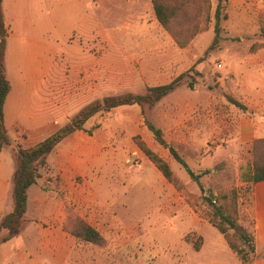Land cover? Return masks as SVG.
Segmentation results:
<instances>
[{
	"label": "rangeland",
	"instance_id": "374dc122",
	"mask_svg": "<svg viewBox=\"0 0 264 264\" xmlns=\"http://www.w3.org/2000/svg\"><path fill=\"white\" fill-rule=\"evenodd\" d=\"M88 1L39 0L32 12L33 19L39 21V29L49 34L47 38L53 42L54 49L70 51L69 63L62 72L64 86H97L94 101L124 93L144 94L147 87L166 84L182 73L185 75L180 86L151 106L118 107L108 113H97L87 123L88 132L99 133L104 142L101 157L108 165L104 168L115 171L117 184L110 198L108 192L100 189V195H95L100 204L96 219H88V213L81 211L71 213L66 219V230H73L82 221L91 224L103 240L100 245H92L76 239L86 247L74 257L86 255L92 264H157L158 260L181 257L184 243L192 249L194 244L200 248L202 240L194 233L179 235L180 212L174 202H163L167 189L158 183L157 176L161 173L138 148L136 140L143 141L151 151L170 161L176 186L165 180L193 212L192 220H203L211 225L208 222L210 206L204 198L235 189L238 191L237 225L249 231L252 221L248 206L252 193L247 179L249 169L245 171L244 165L215 163L213 173L205 169L208 173L200 179L205 190L201 193L167 149L155 142L146 121L161 129L166 143L177 149L191 170L204 171L194 169L204 164L221 134L227 135L229 124L236 116L230 112L233 105L229 99H233L231 89L238 83L229 71L228 56L244 57L246 51L252 52L259 45L253 43V37H264V13L254 19L249 15L234 22L224 19L225 5L216 32L217 0H160L173 12L167 27L156 21L150 0H103L99 11L94 12L95 26L91 33L82 34L80 17ZM9 25L12 31L11 21ZM82 77L85 78L83 84L79 81ZM189 83L193 85L191 89ZM209 101L212 102L210 107ZM194 127L195 139L188 141L189 128ZM220 128L223 132L218 134ZM137 148L150 165L143 173L149 185L142 190L132 187L143 165L135 156ZM245 150L239 157L250 161ZM134 162H138L139 167L132 168ZM46 186L42 184V188ZM31 188L33 192L36 185ZM6 206L12 208L11 197ZM37 215L28 209L24 216L23 229L32 227V237L38 232V222L46 225L44 220H36ZM185 217V221L190 219ZM232 232L230 230L229 234ZM5 235L3 231L0 239ZM233 242L242 245L237 236ZM70 263L76 264L73 256Z\"/></svg>",
	"mask_w": 264,
	"mask_h": 264
},
{
	"label": "crops",
	"instance_id": "0c3cea01",
	"mask_svg": "<svg viewBox=\"0 0 264 264\" xmlns=\"http://www.w3.org/2000/svg\"><path fill=\"white\" fill-rule=\"evenodd\" d=\"M102 1H88L80 17V33H91V28L95 26L94 12L99 11ZM38 5L39 0H2L4 21L8 28L4 68L10 85L3 106L4 124L9 138L23 148L37 144L66 124L81 108L92 102L97 87L64 86L62 72L69 63L70 51L65 49V52H57L53 42L47 38L49 34L39 29V21L32 17V12ZM225 7L224 19L235 22L249 15L254 19L264 13V0H228ZM97 19L99 20V16ZM9 21L12 22V31ZM253 38V43L259 45L252 52L246 51L244 57L238 54L228 56L229 71L238 83V86L231 89L233 99L242 104L245 110L232 106L230 112L236 116L229 124L230 130L227 135L221 134L210 148L204 164L196 165L194 170L210 169V173H213L214 164L219 162L237 167L243 164L245 168H250V162L241 159L239 155L244 149L248 154V149L255 140L264 139V37L258 35ZM242 40L240 37V41ZM79 81L83 84L85 78L82 77ZM207 103L209 107L212 106V102ZM90 119L85 122L82 130L64 138L47 155L46 170L41 171L40 178L34 184L36 190L32 192V185L27 190L26 212L31 209L38 214L36 220H44L46 225L35 221L39 226L35 237H32V227H22L18 235L0 242V264H71L72 256L76 264L93 263L86 255L77 259L74 257L76 252L83 251L86 244H78L64 226L71 213L77 211L87 212L88 219H96L100 204L95 195H100V189L108 192L109 197L117 184L115 171L104 168L108 165L101 157L104 142H101L99 133H88L87 123ZM193 130L196 131L195 127L189 128L188 141L195 139ZM221 131L223 132L222 128L218 129V134ZM205 132L207 134V126ZM135 156L143 165L139 171V179L132 187L142 190L149 185L143 173L144 168L150 165L138 148ZM159 156L169 165L170 161L164 155ZM136 163V166L132 163V168L139 167L138 162ZM15 167L12 147L2 148L0 218L12 210L6 204L12 193ZM157 180L167 189V197L163 202H174L180 212L179 220L182 224L179 235L192 232L202 242L198 250H193L184 243L181 245V257L162 262L158 260L156 263L241 264L224 236L206 221L192 220L193 212L186 208L179 193L174 191L161 174L157 176ZM44 183L47 185L46 189L42 188ZM248 206L254 228L255 254L252 264H264V180L252 185ZM185 216L190 219L185 221Z\"/></svg>",
	"mask_w": 264,
	"mask_h": 264
},
{
	"label": "trees",
	"instance_id": "16d2710c",
	"mask_svg": "<svg viewBox=\"0 0 264 264\" xmlns=\"http://www.w3.org/2000/svg\"><path fill=\"white\" fill-rule=\"evenodd\" d=\"M227 2L228 0H217L214 12L216 32L219 29V23L222 19V11ZM150 3L156 21L162 27H167L173 17V12L167 9L166 5L160 0H150ZM7 31L8 28L4 21L2 0H0V151L4 147H12L16 161V167L12 176V210L0 218V233L2 231L6 232V235L0 239V242H6L20 233L23 227L24 214L26 212L27 190L31 185L37 183V180L41 176V171L46 170V157L54 150L55 146L60 141L72 133L82 130L85 122L97 113H108L115 108L123 106L137 105L142 107L144 104L151 106L157 103L180 86V82L185 75L182 73L166 84L147 87L144 94L124 93L120 95L106 96L100 100H94L81 108L66 124L61 126L51 135L31 147L23 148L14 144L9 138L4 124L3 106L10 90V85L6 79L4 68ZM188 87L191 89L193 85L189 83ZM229 101L236 108L245 110V107L238 101L232 98H230ZM146 127L148 131L152 133L155 142L161 147L167 149L171 158L178 163L184 169L189 178L196 183L200 192L204 193L205 190L200 183V179L206 175L208 171L204 170L195 173L183 160L177 149L173 145L166 143L160 128L155 127L147 121ZM88 133L91 134V132ZM136 144L161 175L169 183L176 186L168 163L151 151L143 141L136 140ZM248 155L251 157V160L248 161L250 162L251 167H246L249 169L247 179L251 182V185H253L264 180V139L255 140L251 145ZM241 166H243V164ZM237 197L238 191L235 189H232L225 194L213 195L212 197L208 194L204 198L206 203L210 206L208 222L224 236L228 246L234 252L241 264H252L255 254L253 222L251 221L249 223V231L245 230L243 226L237 225L239 218V213L235 205ZM230 230L233 231L231 234H229ZM237 231H239L240 234H237ZM69 232L76 239L92 245H100L103 241L100 234L94 228L82 221L78 222L75 228L69 230ZM235 236L241 240L242 245L238 246L233 242ZM193 249L198 250L199 246L194 244Z\"/></svg>",
	"mask_w": 264,
	"mask_h": 264
},
{
	"label": "built area",
	"instance_id": "2783aa9c",
	"mask_svg": "<svg viewBox=\"0 0 264 264\" xmlns=\"http://www.w3.org/2000/svg\"><path fill=\"white\" fill-rule=\"evenodd\" d=\"M133 165H134V166H136V165H137V163H136V162H134V163H133Z\"/></svg>",
	"mask_w": 264,
	"mask_h": 264
},
{
	"label": "water",
	"instance_id": "95a60500",
	"mask_svg": "<svg viewBox=\"0 0 264 264\" xmlns=\"http://www.w3.org/2000/svg\"><path fill=\"white\" fill-rule=\"evenodd\" d=\"M210 197H212V194L210 195Z\"/></svg>",
	"mask_w": 264,
	"mask_h": 264
}]
</instances>
